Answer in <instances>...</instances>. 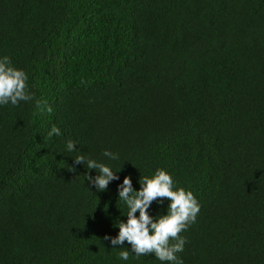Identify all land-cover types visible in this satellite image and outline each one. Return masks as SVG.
<instances>
[{"label":"trees","instance_id":"obj_1","mask_svg":"<svg viewBox=\"0 0 264 264\" xmlns=\"http://www.w3.org/2000/svg\"><path fill=\"white\" fill-rule=\"evenodd\" d=\"M3 55L34 100L0 107V264H160L104 239L158 168L201 206L184 264H264V0H0Z\"/></svg>","mask_w":264,"mask_h":264},{"label":"clouds","instance_id":"obj_2","mask_svg":"<svg viewBox=\"0 0 264 264\" xmlns=\"http://www.w3.org/2000/svg\"><path fill=\"white\" fill-rule=\"evenodd\" d=\"M28 79L26 71L15 67L9 56H0V107H18L21 102L33 101L34 94L29 89ZM61 134V129L55 124L47 133L49 138ZM76 145V142L69 139L65 151L78 152ZM102 155L109 161L120 159L119 153L107 149ZM74 162L89 170H96L95 176H86L98 191H106L110 182L120 179L116 173L121 167L114 170L110 164L83 154L74 156ZM72 170L75 171V168ZM139 184L140 188L135 189L131 176H125L122 183L118 184V200L126 209L123 212L121 210V215H126L127 219L119 220L115 225L119 229L116 236L106 235L104 239L110 242L111 248H123L125 242L130 245V250L127 248L117 254L121 261H129L132 253L137 259L153 255L160 264H184L178 254L184 252L187 239L181 233L196 222L201 207L198 199L191 190L179 187L173 176L163 168L156 169L151 176H142ZM165 200L168 203L163 212L155 216L150 214L153 202L163 205Z\"/></svg>","mask_w":264,"mask_h":264}]
</instances>
